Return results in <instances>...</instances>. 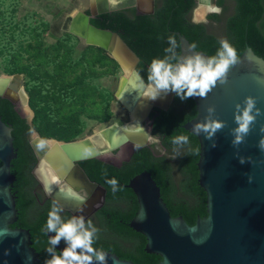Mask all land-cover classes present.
<instances>
[{"label": "water", "instance_id": "water-1", "mask_svg": "<svg viewBox=\"0 0 264 264\" xmlns=\"http://www.w3.org/2000/svg\"><path fill=\"white\" fill-rule=\"evenodd\" d=\"M196 1L192 22L208 24V15L216 12L209 11L203 18H197L196 11L202 1ZM210 2L212 7H218L215 1ZM144 5L148 11L142 10ZM131 9H136L139 15L154 14L155 0H117L115 5L110 0H89V14L78 10L70 16L68 32L88 46L103 49L123 70V77L127 74L126 67L139 83L143 80L146 84L138 71L139 57L121 36L91 23V19L100 15ZM176 35L181 45L180 56L196 53L209 56L203 51L193 50L189 40L181 33L176 32ZM0 81V97L10 100L31 128L30 144L37 158L32 172L34 177L42 184L49 199L73 217L83 216L84 219L90 218L105 204L107 190L91 181L80 163L98 159L116 166L108 160L114 152L129 149L132 157L138 149L150 147L152 141L156 140L149 131L153 127V122L148 126L150 115L155 109L169 110L175 97L173 92H169L165 94L167 98L162 103L154 102L143 98L137 86L124 83L123 96L125 94L128 102L118 96V90L115 97L128 112L129 121L118 122L121 133L112 148L99 149L91 145L95 132L70 142L41 137L33 126L35 112L29 103L24 75L3 74L0 75ZM248 96L256 98V107L261 110V115L251 125L244 142L233 146V129L238 126L235 123L236 105L239 104L242 109ZM192 99L196 104L197 115L184 128L196 136L200 143L197 167L199 184L207 194V216L198 218L193 226L182 216L172 217L162 198L161 189L151 173L144 171L132 178L126 186L134 192L139 204L138 213L130 227L146 238L145 251L159 256L162 259L159 264H264V151L258 147L259 140L264 137L261 131L264 126V59L247 46L239 62L229 70L226 83L218 82L205 98ZM209 107L215 109L211 114L208 112ZM206 117L225 124L211 139L205 138L207 133L196 135L193 132V126L205 123ZM134 121L140 127L136 133L126 129ZM110 123L112 121L103 124L106 126ZM52 148H56L53 155ZM17 157L13 128L0 117V264H39L40 257L33 247L30 231L12 228L18 221L16 197L12 190L16 181L12 173V162ZM57 157L59 163L53 167ZM240 157L245 158L244 164L239 162ZM44 164L54 169L58 166L62 170L55 171L60 174L59 182L69 186V193L63 192L58 186L52 190L47 189L40 177ZM249 176L252 177L251 182ZM75 195L86 196L87 202L79 203L72 198ZM53 235L55 233L47 234ZM55 247L60 252L66 244L61 240ZM107 264L135 263L107 252Z\"/></svg>", "mask_w": 264, "mask_h": 264}, {"label": "trees", "instance_id": "trees-1", "mask_svg": "<svg viewBox=\"0 0 264 264\" xmlns=\"http://www.w3.org/2000/svg\"><path fill=\"white\" fill-rule=\"evenodd\" d=\"M232 2L234 12L223 25L222 36L215 34L211 25L192 22V14L197 6L196 0H156L154 14L139 15L135 9L123 10L100 15L91 19V23L121 36L139 57L138 71L147 82V69L152 59H163L165 55H172L165 53V49L170 46L169 35L175 36L178 45L175 52L180 55L181 45L176 32L184 35L191 45L195 44V50L203 51L209 56L216 54L220 47L219 40L225 38L236 49L239 58L249 46L256 55L264 59V0ZM219 5L223 6V1H220ZM222 19L218 14L208 16V21L212 23L221 24ZM18 27L17 24L10 29L9 37L13 41L18 40L16 34ZM31 29L34 31L36 28L24 24V31L20 35H25ZM37 37L42 39L41 35ZM71 39L78 40L68 34L62 41L70 43ZM9 47L7 45L0 49L2 71L7 75L26 76V91L30 98V106L35 112L33 126L41 137L65 142L76 140L85 128L83 113L88 112L90 118L95 117L94 119L101 123L111 119L112 114L98 117V107L89 104L85 93L79 91L81 87L95 85L91 82L95 75L85 73L80 58H74L69 63H60L52 75L39 69L35 63L28 62L15 66L12 48ZM32 47L29 45V48ZM97 49L103 58L110 60L103 49ZM96 88L94 86V94ZM98 98L101 103L105 101L101 96ZM74 104H77L76 110L65 113L63 121L56 117L61 106L69 105L73 108ZM156 110L150 116L153 120L152 134L159 137L166 152L156 153L154 146L138 149L131 159L124 161L121 166L110 165L98 159L80 163L90 180L107 190L105 204L93 217L88 218L99 229L98 239L93 247L114 253L122 260L135 264H159L162 260L159 256L145 251L146 238L130 227L131 221L138 213L139 204L134 192L126 186L135 176L144 171L151 173L161 189L162 198L172 217L182 216L193 226L198 218L207 216V194L199 184L197 167L200 143L196 136L184 128L185 124L196 117V104L192 98L181 101L175 94L169 110ZM0 117L13 128L14 146L18 154L17 159L12 162V173L16 177L12 190L16 197L18 221L12 228L30 231L33 247L40 257L39 264H44L45 259H50L51 256L46 251L49 246L48 236L42 229L54 201L45 200L37 192L38 182L32 174L37 158L30 144V126L16 111L15 105L1 97ZM177 135L188 136L189 144L174 145L172 138ZM196 149L199 151H195ZM171 153L173 156L176 155V160L175 157L169 156ZM112 178L118 182L115 191L106 182ZM59 215L65 221L72 218L69 213L62 211ZM56 252L59 254L57 250Z\"/></svg>", "mask_w": 264, "mask_h": 264}, {"label": "clouds", "instance_id": "clouds-1", "mask_svg": "<svg viewBox=\"0 0 264 264\" xmlns=\"http://www.w3.org/2000/svg\"><path fill=\"white\" fill-rule=\"evenodd\" d=\"M115 5L117 0H110ZM219 13L218 7L210 9ZM169 47L165 49V53H172L171 56L165 55L163 59H152L147 71V83L143 80L137 85L140 95L149 100H156L161 97V93L167 94L173 92L181 101L193 97L205 98L209 92L216 87L217 83L224 84L227 81V74L231 67L239 62L236 49L230 42L221 38L219 40L220 47L213 56H203L199 53L195 55L180 56L175 52L177 49V41L174 35L168 37ZM194 50L196 45H191ZM183 62H179L180 60ZM177 61L173 63L172 61ZM244 107L241 109L239 104L236 105L235 123L238 125L233 129L234 140L233 146H238L244 142V137L250 132L251 125L256 121L257 116L261 115V110L256 107V98L248 96L245 98ZM213 107L208 108L209 114L214 112ZM205 123H197L193 126V132L199 135L201 132L207 133L206 139H211L216 131L222 129L225 124L220 120H210L205 118ZM264 132V126L261 127ZM174 145H188L189 138L186 135H177L172 138ZM215 147V143L212 145ZM258 147L264 151V137L259 140ZM195 151H199L196 149ZM250 159V158H249ZM239 162L245 163V158L240 157ZM249 182L252 177L249 176ZM117 190L115 178L106 181ZM81 204L87 202L86 196L75 195L72 197ZM63 208L55 202L51 206L47 221L42 231L55 233L48 236L47 253L50 259H45L44 264H107V252L103 249L93 247L96 239H98L99 229L93 224L91 219L85 222L83 216L72 217L63 220L59 213ZM63 240L66 247L57 254L56 245Z\"/></svg>", "mask_w": 264, "mask_h": 264}, {"label": "rangeland", "instance_id": "rangeland-1", "mask_svg": "<svg viewBox=\"0 0 264 264\" xmlns=\"http://www.w3.org/2000/svg\"><path fill=\"white\" fill-rule=\"evenodd\" d=\"M201 1L200 6L203 3V0ZM88 8L89 0H0V49L7 45L12 48L15 66L28 62L35 63L39 69L52 75L60 63H69L74 58H80L85 73L95 75L91 82L97 88L95 94L94 86L81 87L79 91L85 93L89 104H94L95 108L98 107V117L112 114L111 119L103 123H109L116 118L128 122V112L115 97L124 75L120 66L108 55L110 60L103 58L98 47L88 46L81 39H71L70 43L62 41L65 35H72L68 32L70 16L78 10L86 12ZM142 8V10H149L146 5ZM17 24L19 25L16 29L18 40L13 41L9 37L10 29ZM24 24L36 29L20 35L24 31ZM38 35H41L42 39L38 38ZM29 45L33 47L29 48ZM1 61L3 60L0 58V75H3ZM24 78L27 80L25 75ZM98 96L105 101L101 103ZM76 107L77 104H74L73 108L69 105L61 106L60 113L56 117L63 121V115L68 111H75ZM77 109L80 111L79 108ZM87 113H83L85 128L76 140L90 136L103 124L96 121L95 117L90 118ZM152 144L160 148L157 140H153ZM121 152L116 155L118 162L127 159L126 156H121ZM173 158L176 160V155Z\"/></svg>", "mask_w": 264, "mask_h": 264}, {"label": "bare ground", "instance_id": "bare-ground-1", "mask_svg": "<svg viewBox=\"0 0 264 264\" xmlns=\"http://www.w3.org/2000/svg\"><path fill=\"white\" fill-rule=\"evenodd\" d=\"M143 1V0H142ZM212 8L211 6V2L210 0H203L202 5L199 7V10L196 11V17L197 18H203V16L211 11L210 9ZM125 71L127 74H125V76L122 78V85L120 84V88L118 90V96L125 102H128V99L125 98V94L123 96V92L124 90L122 89L124 83L125 84H130L133 87H136L139 82L137 80V78L131 74V71L129 70V68L125 67ZM1 82V81H0ZM165 95V94H164ZM161 94V97L157 98L156 100H151L154 102H159L162 103V101H158L161 100V98H163V96ZM124 98H123V97ZM166 96V95H165ZM167 98V96H166ZM147 99V98H146ZM149 100V99H148ZM121 122L120 120H113L112 123L108 124V125H101L100 127H98V129L95 131V136L93 137V143L91 141V145L96 146L97 148H104V147H108V148H112L116 142L118 141L119 137H120V133H121V128L118 125ZM127 130H129V132H139L140 131V127L139 125L134 121L131 124H128L126 127ZM52 155L56 152V148H52ZM58 157L54 159L53 161V167H55V165H58L59 161H58ZM51 165H46L44 164L42 166L44 173L46 174L47 177V181H48V186L49 189L52 190L54 187L58 186L60 187V189L65 192V193H69L70 188L69 186H67V184H62L60 181V174H58L55 170L57 169L58 171H62L58 168V166H56L57 168L54 169ZM46 179V178H45ZM46 181V180H45Z\"/></svg>", "mask_w": 264, "mask_h": 264}, {"label": "flooded vegetation", "instance_id": "flooded-vegetation-1", "mask_svg": "<svg viewBox=\"0 0 264 264\" xmlns=\"http://www.w3.org/2000/svg\"><path fill=\"white\" fill-rule=\"evenodd\" d=\"M212 1H215V3H216V5L219 7V9L221 10L219 13H211V14H218V15H220L223 19H222V23L221 24H217L216 22H214V23H212V22H208V25L210 26L211 25V28H213L214 29V33L215 34H217L218 36H222V31L224 30V28H223V25L225 24V22H226V19H229V17L230 16H232V14H233V9H234V6H233V2H232V0H212ZM220 1H223V6H221V5H219V2ZM155 4H156V0H155ZM86 12H90L89 11V8L88 9H86ZM138 12V11H137ZM211 14H209V15H211ZM208 15V16H209ZM25 79V78H24ZM26 82H27V80H25V86H26ZM0 83H2V82H0ZM166 99V96L164 95L163 96V98H161V100H158V101H164ZM174 102V101H173ZM173 102H171V106L170 107H172V105H173ZM157 110L155 109V111L154 112H156ZM154 112H152V113H154ZM151 113V114H152ZM159 114H158V112H157V116H158ZM151 116V115H150ZM116 120H120L119 118H116ZM113 121V120H112ZM153 122V120H151V118H150V120H149V122H148V126H150L151 125V123ZM150 132H151V134H152V129H150L149 130ZM153 135V134H152ZM153 137L158 141V143L160 144V148H157V146L156 145H154V144H152L150 147H153V149L156 151V153H160L161 151H163V152H166L163 148H162V146H161V141H160V139H159V137H157V136H154L153 135ZM31 140H32V137H31V135H30V142H31ZM120 151H122L121 152V156H126V160H123V161H120V162H118V160H117V157H116V155L120 152ZM135 153V152H134ZM133 153V154H134ZM131 154H132V151H130L129 149H123V150H118V151H116V152H114L112 155H110L109 157H108V160H109V162H112V163H114V164H116V166H121L122 165V163L124 162V161H128V160H130L131 158ZM169 156H172L173 157V154L171 153ZM103 162V161H102ZM105 163V162H104ZM108 164V163H107ZM111 165V164H110ZM115 166V165H114ZM33 172V171H32ZM44 173V170H43V168H42V170H41V174H40V177L42 178V180H43V182H44V184H45V186L47 187V189H49V186H48V181H47V177H46V174H43ZM33 174V173H32ZM46 178V179H45ZM37 180V179H36ZM46 180V181H45ZM37 182H38V187H37V192L41 195V196H43L44 198H45V200L46 199H49L48 197H47V195H46V191H45V189H44V187L42 186V184L37 180ZM50 190V189H49ZM59 206V205H58ZM62 213H69L70 215H71V217H73V215L70 213V212H68V211H65L64 209H63V211H62ZM96 214V213H95ZM94 214V215H95ZM94 215H92L91 217H93ZM90 217V218H91ZM85 220H87V219H85Z\"/></svg>", "mask_w": 264, "mask_h": 264}, {"label": "crops", "instance_id": "crops-1", "mask_svg": "<svg viewBox=\"0 0 264 264\" xmlns=\"http://www.w3.org/2000/svg\"><path fill=\"white\" fill-rule=\"evenodd\" d=\"M136 10V9H135Z\"/></svg>", "mask_w": 264, "mask_h": 264}]
</instances>
